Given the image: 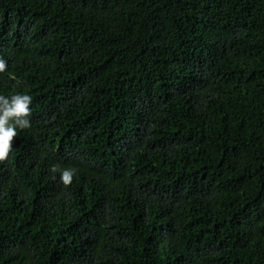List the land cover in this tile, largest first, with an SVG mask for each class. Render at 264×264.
<instances>
[{"label": "trees", "instance_id": "obj_1", "mask_svg": "<svg viewBox=\"0 0 264 264\" xmlns=\"http://www.w3.org/2000/svg\"><path fill=\"white\" fill-rule=\"evenodd\" d=\"M0 59V264H264V0H0Z\"/></svg>", "mask_w": 264, "mask_h": 264}, {"label": "clouds", "instance_id": "obj_2", "mask_svg": "<svg viewBox=\"0 0 264 264\" xmlns=\"http://www.w3.org/2000/svg\"><path fill=\"white\" fill-rule=\"evenodd\" d=\"M6 68L7 62L0 59V72ZM31 100V96L24 94H15L9 98L0 96V162L8 158L14 138L17 137V128L25 129L31 126ZM57 170V166L51 169L54 173ZM74 175L75 170L69 168L62 171L60 178L65 185H69Z\"/></svg>", "mask_w": 264, "mask_h": 264}]
</instances>
